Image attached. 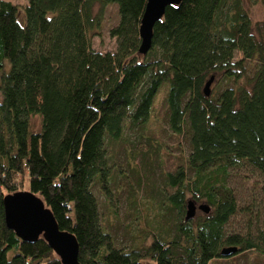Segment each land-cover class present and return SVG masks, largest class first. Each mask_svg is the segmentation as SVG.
Returning a JSON list of instances; mask_svg holds the SVG:
<instances>
[{
    "label": "trees",
    "instance_id": "16d2710c",
    "mask_svg": "<svg viewBox=\"0 0 264 264\" xmlns=\"http://www.w3.org/2000/svg\"><path fill=\"white\" fill-rule=\"evenodd\" d=\"M244 1L167 8L144 56L148 0H27L22 9L0 0V264H62L42 238L25 242L6 225L3 200L24 192V178L76 238L80 264L264 260V18L253 21ZM248 1L264 12V0ZM112 6L116 49L100 53L92 41ZM164 85L180 154L162 179L159 211L146 217L151 233L119 247L94 191L112 205V184L124 177L115 148L137 173L135 159L150 157L139 140ZM190 201L210 212L187 220Z\"/></svg>",
    "mask_w": 264,
    "mask_h": 264
},
{
    "label": "rangeland",
    "instance_id": "374dc122",
    "mask_svg": "<svg viewBox=\"0 0 264 264\" xmlns=\"http://www.w3.org/2000/svg\"><path fill=\"white\" fill-rule=\"evenodd\" d=\"M3 1L10 2L20 9L27 4V0ZM244 2V6L249 10L253 21H260L264 18L263 8L260 4H251L248 0ZM117 22V8L115 6L109 7L106 10L100 36L94 37L92 41L95 51L100 53L115 51L116 43L115 40L110 38L109 30ZM166 91L167 88L164 85L155 101L154 117L152 119L153 122L150 123L149 132L144 136V139L140 138L139 140L140 147L143 151L149 153L150 157L145 159L143 164L140 157L135 159V164L138 166L136 167L137 173L131 170L134 165L128 166L127 150L122 145L115 148L116 166L122 169L123 172L121 171V173L124 174V177L119 178L117 184H112V196L110 197L112 205L107 204L99 189H95L94 191L101 206V214L106 223V228L112 233L113 239L119 247L130 248L133 246L136 238L146 236V232L151 233L146 217L159 211L157 206L158 199L156 197L161 191L162 179L166 173L174 169L175 158H178L180 154L177 146L178 142L170 137L166 125ZM136 139L131 136L128 137V140L132 142ZM23 182L25 185L23 190L28 191L27 179L24 178ZM235 186L237 187V183ZM132 188L134 191H132ZM238 192L239 199L241 200L246 193L243 194L244 191H241L240 188ZM200 205L198 204L197 208ZM199 214H203V212L197 210L196 216ZM150 238L149 235L146 238L145 244L150 243ZM247 256L249 257L245 258L246 255L244 257L237 256L230 262L221 260L213 264H264V260L254 253H250Z\"/></svg>",
    "mask_w": 264,
    "mask_h": 264
},
{
    "label": "water",
    "instance_id": "95a60500",
    "mask_svg": "<svg viewBox=\"0 0 264 264\" xmlns=\"http://www.w3.org/2000/svg\"><path fill=\"white\" fill-rule=\"evenodd\" d=\"M184 0H148L140 27V54L147 55L152 46L153 30L161 22L166 9L182 4ZM213 78L207 82L204 94L210 96ZM5 222L18 238L34 243L42 238L50 249L58 256L62 264L79 263V245L76 238L69 232L62 231L52 212L44 202L30 191L7 195L4 200ZM197 210L208 214L210 208L201 205L197 208L192 201L187 206V220L193 219ZM236 249H227L222 255L236 253Z\"/></svg>",
    "mask_w": 264,
    "mask_h": 264
}]
</instances>
